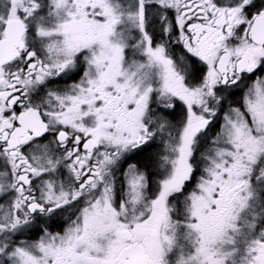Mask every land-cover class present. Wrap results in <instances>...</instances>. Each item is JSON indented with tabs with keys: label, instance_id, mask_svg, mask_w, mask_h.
I'll use <instances>...</instances> for the list:
<instances>
[{
	"label": "snow or ice",
	"instance_id": "1",
	"mask_svg": "<svg viewBox=\"0 0 264 264\" xmlns=\"http://www.w3.org/2000/svg\"><path fill=\"white\" fill-rule=\"evenodd\" d=\"M0 264H264V0H0Z\"/></svg>",
	"mask_w": 264,
	"mask_h": 264
},
{
	"label": "flooded vegetation",
	"instance_id": "2",
	"mask_svg": "<svg viewBox=\"0 0 264 264\" xmlns=\"http://www.w3.org/2000/svg\"><path fill=\"white\" fill-rule=\"evenodd\" d=\"M236 99L239 100V97H237ZM218 128H219V124L216 125V130H218ZM153 151H155V149H153ZM144 163L145 161L141 160L142 166ZM149 171H151V169H149ZM64 226H65V223L63 220L58 221L57 224L53 225V231H62Z\"/></svg>",
	"mask_w": 264,
	"mask_h": 264
}]
</instances>
